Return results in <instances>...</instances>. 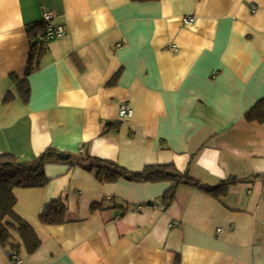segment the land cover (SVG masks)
Instances as JSON below:
<instances>
[{"label":"crops","instance_id":"obj_1","mask_svg":"<svg viewBox=\"0 0 264 264\" xmlns=\"http://www.w3.org/2000/svg\"><path fill=\"white\" fill-rule=\"evenodd\" d=\"M48 12L65 34L45 40L26 100L17 82ZM263 98L264 0H0V154H70L46 163L44 186L14 189L16 213L41 240L21 258L264 264V124L245 119ZM86 154L131 171L173 163L207 185L245 180L223 199L180 184L166 207L171 181L107 182L75 163ZM58 198L66 222L42 223ZM0 264H14L1 243Z\"/></svg>","mask_w":264,"mask_h":264},{"label":"trees","instance_id":"obj_2","mask_svg":"<svg viewBox=\"0 0 264 264\" xmlns=\"http://www.w3.org/2000/svg\"><path fill=\"white\" fill-rule=\"evenodd\" d=\"M44 22L35 24L30 30L32 49L26 67V78L17 82L21 94L27 100L30 94L28 77L39 69L41 58L45 50ZM34 31V32H33ZM13 97L8 95L6 101ZM245 119L249 123L264 124V98L247 111ZM62 152L55 148H48L34 161H22L13 153L0 154V243L8 251L12 261L15 257H22V251L33 254L41 245V240L34 229L24 221L15 211L17 198L16 188L42 187L50 180L46 175L45 165L48 161L61 159ZM89 170L96 171L101 180L114 182L120 178L136 182L171 181L172 186L162 196L163 203L168 207L176 197V190L180 184L198 187L217 199L227 197L232 186L245 180V177L232 176L222 180L218 185H207L194 178L188 171H180L173 163L147 165L142 171H131L116 161L103 159L86 154L76 160ZM264 175H255L261 177ZM95 207V206H94ZM67 205L61 198L48 203L40 214L42 223L46 225L62 224L66 222ZM16 234H18L16 237Z\"/></svg>","mask_w":264,"mask_h":264},{"label":"built area","instance_id":"obj_3","mask_svg":"<svg viewBox=\"0 0 264 264\" xmlns=\"http://www.w3.org/2000/svg\"><path fill=\"white\" fill-rule=\"evenodd\" d=\"M255 9V7H253ZM53 17L54 14L52 12H48L44 14V20L43 22L46 25L45 34L41 37L43 40H49L54 37H59L65 34V29L61 25H54L53 23ZM184 22L186 24H191L195 21V17L193 15H188L184 17ZM133 108L128 104L124 103L121 104L119 108V114L120 117L123 119H129L133 116ZM222 229L219 228L218 231H221ZM14 264H26L25 260L21 257H15V260L13 261Z\"/></svg>","mask_w":264,"mask_h":264},{"label":"water","instance_id":"obj_4","mask_svg":"<svg viewBox=\"0 0 264 264\" xmlns=\"http://www.w3.org/2000/svg\"><path fill=\"white\" fill-rule=\"evenodd\" d=\"M60 156H61L63 159H68V158H70V154L65 153V152H62V153L60 154Z\"/></svg>","mask_w":264,"mask_h":264},{"label":"rangeland","instance_id":"obj_5","mask_svg":"<svg viewBox=\"0 0 264 264\" xmlns=\"http://www.w3.org/2000/svg\"><path fill=\"white\" fill-rule=\"evenodd\" d=\"M17 235H18V234H16V237H18V236H19V235H18V236H17Z\"/></svg>","mask_w":264,"mask_h":264}]
</instances>
